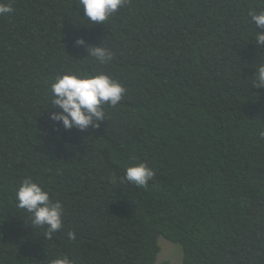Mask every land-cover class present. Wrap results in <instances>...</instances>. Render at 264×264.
I'll list each match as a JSON object with an SVG mask.
<instances>
[{
    "label": "trees",
    "instance_id": "1",
    "mask_svg": "<svg viewBox=\"0 0 264 264\" xmlns=\"http://www.w3.org/2000/svg\"><path fill=\"white\" fill-rule=\"evenodd\" d=\"M0 2L13 8L0 15V264H155L160 237L182 264H264V49L249 15L264 0H125L104 24L80 0ZM64 74L125 88L99 128L50 119ZM138 163L155 172L147 187L121 180ZM28 177L63 206L51 238L18 207Z\"/></svg>",
    "mask_w": 264,
    "mask_h": 264
},
{
    "label": "clouds",
    "instance_id": "2",
    "mask_svg": "<svg viewBox=\"0 0 264 264\" xmlns=\"http://www.w3.org/2000/svg\"><path fill=\"white\" fill-rule=\"evenodd\" d=\"M125 0H80L87 20L93 24L104 22L123 6ZM13 11L11 4L0 2V15ZM252 21L256 24L257 31L255 44L264 49V12L257 14L250 12ZM76 45L86 46L88 56L95 58L101 64L108 63L113 57V52L103 46L89 45L84 38L76 40ZM253 79V87L264 88V64H259ZM125 88L118 81L106 74L95 76H78L64 74L58 76L51 86L52 111L50 119L57 124H62L65 129L78 128L81 131L89 127L99 128V122L105 120L104 105L115 107L123 98ZM155 172L145 163H138L125 169L122 181L135 187H147L154 179ZM18 207L32 214L34 226L45 227L48 238L63 227V206L60 202L53 203L48 191L31 177L26 178L16 191ZM70 238H75L74 232L68 233ZM51 264H73L67 256L55 258Z\"/></svg>",
    "mask_w": 264,
    "mask_h": 264
},
{
    "label": "rangeland",
    "instance_id": "3",
    "mask_svg": "<svg viewBox=\"0 0 264 264\" xmlns=\"http://www.w3.org/2000/svg\"><path fill=\"white\" fill-rule=\"evenodd\" d=\"M159 244L161 251L155 264H182L184 254L180 245L164 237L159 238Z\"/></svg>",
    "mask_w": 264,
    "mask_h": 264
}]
</instances>
